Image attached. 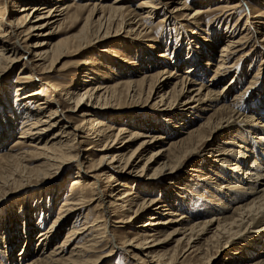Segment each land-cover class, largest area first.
Instances as JSON below:
<instances>
[{"label": "bare ground", "instance_id": "obj_1", "mask_svg": "<svg viewBox=\"0 0 264 264\" xmlns=\"http://www.w3.org/2000/svg\"><path fill=\"white\" fill-rule=\"evenodd\" d=\"M248 1L216 4L212 7L213 11L220 13L216 21H230L241 7L248 10ZM201 6L197 0H138L136 3L134 0H0V82L8 78L10 69L23 62L15 79L18 83L15 99L10 102V109L5 107L7 114L1 116L4 121H0V134L1 131L8 136L12 134L17 121L14 116L17 107L22 110L19 111L22 131L11 142L7 152H0V183L6 185L11 179L22 183L50 174L51 168L61 169L71 161L76 165L74 178L70 179V194L66 195L51 223L56 226L60 219L72 215L74 226L69 227L64 239L51 250L46 253L42 251L35 259L22 263L90 264L98 257H108L122 250L137 262L135 264H187L186 260L192 253L202 254L204 247L207 251L212 242L224 239L220 245L227 246L230 241L228 238L236 235L233 238L238 239L241 231L249 230L250 227L256 236L264 235V122L257 120L260 118L255 119L254 115L241 114L233 105L248 88L247 85L231 98L232 102H227L228 98L223 93L236 83L237 77L232 76L221 89H216L214 83L216 78L238 71L230 59L239 53L241 59L251 56L248 48L252 43L264 47V37L261 40L256 38L258 31L264 29V11L258 10L255 15L242 13L245 21L241 29L244 32L239 36H234L232 32V36H228L229 39L220 46L216 59L212 55L213 42L210 40L207 41L210 43H206L201 35L205 32L199 22L200 15L205 14ZM156 16L158 20H155ZM163 21L175 23V28L189 25L186 32L192 36L193 42L199 41L201 48L205 49H200L201 55L205 52V61H200L202 59L197 58V51L189 47L193 61L188 63L190 66L186 71L179 67L172 70L164 67L169 60L168 54L164 56L163 52L167 51V47L162 46L164 43L161 44L160 40H155L152 33ZM77 26L76 32L58 38L64 30H73ZM192 27L193 30L196 28L197 33L192 31ZM234 27H237L236 22ZM130 35L134 40L144 38L141 41L146 45L154 40L159 44H153L151 49L152 54L155 55V50L159 53L155 56L159 58L158 61L149 54L146 66L154 60V63L159 62L160 69L145 74L138 71L140 76L137 78L134 76L137 75V65H129L126 59L122 61L126 69L123 71L125 78H118L113 83L101 82V79L109 78L106 74H112L103 60L115 63V59H123L117 50L102 48L97 57L93 56L92 50L100 47L98 42L104 39L122 40ZM174 36L177 43L189 38L179 32ZM192 41L188 40V44ZM160 47L161 50L158 49ZM84 52L91 54L76 63L79 70L73 74L72 82L59 83L57 77H61V69L56 64L60 58ZM102 54L104 56H98ZM30 55L32 57L29 58ZM26 59L29 61L26 62ZM207 66L213 73L209 78L211 84L206 86L202 73L207 70ZM128 72L133 76L129 78ZM98 77H102L99 82L96 80ZM36 79L43 80L42 85L46 90L43 87L33 89ZM252 81L253 78L249 83ZM141 99L156 106L160 116L169 117V136L172 131L182 132V128L185 134L152 149L139 169L137 167L144 151L161 143L167 135L130 131L121 123L109 122L101 111L113 106L122 109L123 103ZM208 111L212 113L209 116ZM78 112L80 118L75 119L73 116ZM188 113L203 116L204 121L196 127L187 128V124L191 123L186 119ZM234 125L237 126L238 134L231 136L227 142L229 147L209 144L213 133ZM53 128L49 137L44 138L45 133ZM125 132L130 134L129 138L119 141ZM139 138L141 141L137 147L129 152L127 148L130 142ZM192 138L197 139L194 142L196 145H186ZM2 140L1 137L0 145ZM198 145L209 151L210 160L217 165H226L230 176L227 182L216 186L220 197L214 199L212 205L215 207L209 210L210 217L204 220L191 222L192 218L185 212L174 209L176 199L169 193L162 194L161 198L157 197L159 195L143 196L141 202H137L139 192L133 189L134 182H123L126 178L121 175L140 177L145 168L146 178L150 181L170 177L175 174L174 170L185 156L200 149ZM94 148L101 154L98 162L93 160ZM111 151L114 153L110 154V161L107 162L106 154ZM242 153L251 161L241 160ZM195 171L202 170L196 168ZM237 171L242 172V177L237 176ZM207 178L212 179L211 182L215 181L208 174L200 177ZM123 183L129 190L122 191L117 197L113 192ZM146 185L157 187L154 181ZM182 187L176 186V195H181ZM90 202H94V205L77 224V212ZM230 205L232 209L228 211ZM88 213L94 215L93 218H89ZM161 214L166 216L161 217ZM143 215L147 219L137 224L134 231L128 230V236L124 239H120L110 229L111 226H130ZM39 232L37 247L42 248L51 241L54 233L51 229ZM208 233H211L210 236L199 244ZM173 241L175 246L169 250L167 245ZM117 247L119 249L114 250ZM208 259L206 264L210 261ZM254 264H264V260Z\"/></svg>", "mask_w": 264, "mask_h": 264}, {"label": "rangeland", "instance_id": "obj_2", "mask_svg": "<svg viewBox=\"0 0 264 264\" xmlns=\"http://www.w3.org/2000/svg\"><path fill=\"white\" fill-rule=\"evenodd\" d=\"M134 1L136 3L138 0ZM227 1L231 3H236L239 0H197L198 4L202 5L200 8H203V11H205V14L200 15L199 17L201 28L203 27L202 29L205 30V32L201 33V35L204 37V40H206V43H210L207 42L210 40L213 42L212 55L216 59H218L217 55L219 54V51L221 49L220 46L223 45L225 40L229 39V37L232 36H230L232 32H234V36H239L241 32H244L241 28L243 27L242 24L245 21V17L242 18L243 15L241 16V14L247 12L250 15H255L258 10L264 11V0H249L248 10L246 9V7H241V9L235 12L234 16L230 21H216V18L220 13L217 12V10L213 11L212 7L218 3H225ZM237 18L238 20L236 21ZM158 19L159 17L156 16L155 20ZM235 22L237 23V27H234ZM79 26H77L76 29L73 30H64L58 38L65 36L66 34L76 32ZM175 27V23L170 24L169 22L165 23V21H163V23L158 27H155L154 31L152 32L154 33L153 36L155 40H160L161 44L164 43V45L162 46L167 47V51L163 52L164 56L168 54L169 60L166 62L164 67H167V69L169 70H172L175 67H179L181 68V70L186 71L190 66L188 63L191 60L193 61L191 57L192 53L190 52L189 47L192 48L193 51H197V58L202 59L200 61L204 62L205 52L204 55H201L202 53L200 51H205V49L203 50V48H201L199 41H192V36L186 32V30L189 29V25H184L183 27L179 28ZM192 31L194 33H197L196 28L193 30L192 27ZM178 32L183 35L186 34V37L189 38H183L180 40L179 43H177L178 40L175 38L174 34H177ZM263 32L264 29H261V32L258 31L256 36L257 40H261L264 37V34L262 36ZM249 35L251 36V34ZM132 37L133 36L130 35V37L128 38L123 37L122 40L104 39L98 42L100 43V47H98L95 51L92 50V52L94 53L93 56L97 57L98 52H102V48H107L110 50L119 51L123 60L115 59V63L113 61L103 60L107 62L106 65L108 66L112 74H106L107 77L109 75V78L106 77L107 79H101L102 77L96 78L97 82H99V80L101 79V82L107 81L108 83L109 81H111L109 83H113L118 78H125L126 74H124L123 71H126V69L122 64L124 63L122 61L126 59L130 63L129 65H137L135 70L137 75H134L137 78L138 76H140V73H138V71L141 72V74H145L148 73V71L150 73L151 71L155 72V70L160 69L158 65L159 62L154 63L155 61H158L159 58L155 56L156 53H159L156 50L154 51L155 55L151 53L152 45L155 44L154 46H158L159 44L155 43L154 40L148 42L146 45L143 44L141 41L144 40V38L138 37L134 40ZM188 40L192 41L193 44L191 42H189L188 44ZM251 45L249 48L247 46V48L249 49V54L251 56H248L246 59H241V53H239L234 58L230 59V62L235 63L234 67L238 69V71H233L221 78H216L214 80V83L216 84V89H221V86L225 84L226 81L229 80L232 76L237 77L236 83L234 85H231L230 89L223 93L225 94V97L228 98L227 102H232L231 100L234 98V95L247 85L248 88L243 91V95L239 98V100L237 99L235 103H233V105L236 106L237 109H239L241 114L251 117L254 115L253 117H255V119L260 118L257 120H260V122H264V47L259 46L258 44L254 45V43H252ZM161 47L158 49L161 50ZM84 53L85 54L81 53L76 55H68L60 58L59 62L56 64L57 68L61 69L59 71L61 77H57L59 83L65 84L67 82H72V79L74 77L73 74L77 73V71L79 70L75 66L76 63L82 58L91 54V52L90 54L86 52ZM149 54L153 56L155 61H149V64H147L146 66V61L150 58ZM98 56H104V54ZM30 57H32V55H30L29 58ZM28 61L29 59H26V62ZM22 63L23 62H19L16 64V66L10 69L8 78L5 81L0 82V121L2 123L4 121L2 119L3 115L5 113L7 114L5 107L7 108L8 106L10 109V102L15 99L14 93L16 90V85H18V83L15 82V79L18 70L22 66ZM121 65H123V68H121ZM212 73V70H210L208 66L207 70L202 73L204 77L203 83H205L206 86L207 84H211L209 83L211 81H209V78L212 76ZM130 74L131 73L129 72L127 74L129 78L133 76H131ZM252 78L254 79V81L249 83ZM42 81L43 80L36 79L34 82L35 85L33 89L43 87L42 89L46 90V88L42 85ZM94 82L96 83V81ZM46 93L50 95L49 92L46 91ZM47 94H45V96ZM123 104L124 105H122V109H118V106H113L109 110L101 111L103 114H106V117L104 115V118L109 119V122L114 124L121 123L125 128L129 129L130 131H149L152 134H161L164 136H168H166V138H163L162 142L158 145L151 146L144 151L141 160L139 161V166L137 167L139 169L145 163L146 157L150 154L152 149H155L167 143L169 139H174L177 136H182L183 134H185V130L184 128H182V132H176L171 130L172 135L169 136V117L167 118V116H160L161 114L158 113L160 112L159 109L156 106L152 105L151 102L147 103L146 101H143V99H141L138 102H125ZM63 107H65L64 104ZM19 111H22L21 107H17L16 111L14 112V116H16L17 121L15 122L16 125L14 124V130L12 134L8 136L5 135L6 132L1 131L0 138L2 137L3 139L2 144L0 145L1 153L4 151L7 152L6 150H8V148H10V146L12 145L11 142H13L14 139L18 137V135L22 131V116H20ZM78 114L79 112L76 113L73 117L75 119L80 118L78 117ZM210 114L212 113H207V116H209ZM186 119L187 121L191 122L187 124V128L196 127L204 121L203 116L198 117L197 115L195 116L193 113H188ZM54 129L55 128L48 130L43 137H49V135L54 131ZM236 130L237 126L234 125L227 130H222L213 133L212 137L209 139L208 142L210 145L213 146H216V144H220V146L224 145V147H229L227 142L230 141V138L231 136H233V134H238ZM242 130L243 129H241V131ZM129 136L130 134L128 132H125L118 140H125L126 138H129ZM245 136L246 138L248 137V135L246 134ZM196 140V138H192L191 140L186 142V145H193L195 144L194 142H196ZM140 141V138L134 139L132 142H130L127 150L129 152H132L137 147ZM200 147L199 145L197 146V148ZM260 147L262 148L263 146L261 145ZM95 150L96 149L94 148L93 160L95 162H98V159L100 158L101 154ZM208 152L209 151L206 150V148H200L198 151H196V153H192L185 156L180 166L174 170V175L162 179L157 176L159 177V180H153L157 183V187L152 188L146 185L153 182L152 180L150 181V179L146 178V168L143 170L140 177L131 174H124L121 176L122 178H126L125 180H123V182L125 183L134 182V185L132 187L133 189H137L139 192V198L137 202H141L143 196L149 195L156 197L157 195H159L157 197L161 198L162 194L164 195L169 193L176 199V201L174 202V207L176 208L174 209H178V212H185L186 215L192 218L191 222L197 220L201 221L210 217L211 211L209 210H211L214 206L212 205L214 204L212 202H215L214 199L220 197V195L217 194L216 186H218V184L227 182V178L230 177L228 176L229 171L226 169L227 166L217 165L216 162L210 160V157H208ZM111 153H114V151H111L106 154L107 162L110 161L108 159L110 158ZM245 156V153H242L241 160L245 161V159H247L245 158ZM247 161L249 162L251 161V159L248 158ZM71 162L70 164L65 165V167H62L61 169L56 170L54 168H51L50 174L37 178H31L30 180H26L22 183L18 181L14 182L12 181V179L9 180L6 185L0 183V264H24L25 262L22 263L24 260L27 261L30 259H35L34 257H37L38 253H41L42 251L43 253H46L47 251L51 250L55 244L60 243V241L64 239V236L67 231L70 229L69 227L74 226V224L72 223V221L74 220V216L72 215L60 219L61 221H59L56 226L51 225V223H53L54 218H56L59 206L67 197L66 195L70 194V179L74 178V171L76 169V165ZM196 168H200V170L202 171H195ZM241 173V171H237V176L242 177ZM205 174H208L209 177L215 178V181L213 180L211 182L212 179L210 180V178L200 179V177L205 176ZM84 176H86V174ZM127 178H129V180ZM208 181H210L211 183H208ZM125 183H123V186H121L116 192H113L114 194H117V197H119L118 194H120L122 191L129 190L126 189V186L124 187ZM178 185L183 186L181 190L179 189L180 191H182L181 195H176L178 194V189H176V186ZM224 201L225 203H227L226 200ZM179 202L181 204H178ZM93 205L94 202H90L89 204L87 203L81 206V208L77 212L78 218H75L78 221L77 224L82 221L86 211L89 212V209ZM231 206L232 205H230L228 211L232 209ZM87 216L89 218H93L94 215L91 216V214L88 213ZM164 216H166V214H161V217ZM146 219L147 216L143 215L142 217L137 218L130 226L124 228L120 226H111L110 229H113L120 239H124L128 234V230L134 231L133 229H136L135 226L137 224H142V222ZM48 229H51L54 233L52 237L50 234V237L52 238H50L51 241H48L49 243L43 246L42 248H40V246L37 247V242L40 240L39 231H48ZM250 230L251 227L249 230L241 231V233L239 234L240 237L238 239L233 238L234 236H236H232L233 234L231 235V238L227 237L230 240L228 241L229 243L227 242V246L220 245L223 244L226 239L220 240V242L217 243L212 242V245L207 248V251L205 250V247V249L203 248V251H201L202 254L192 253L186 260L188 262L187 264H206L207 258L210 259L208 264H254L258 261H263L264 235L256 236L255 233H252ZM56 232L57 235H55ZM210 234L211 233H208L206 236H204V238L200 240L199 244H202L205 237H209ZM176 237L178 238L180 237V235ZM174 246L175 241L168 243L167 245L169 250H172ZM118 249V247L114 248V250ZM126 255V252L118 250L116 253L113 252V254L108 257H98L90 264H127L131 262L132 264L137 263L134 259Z\"/></svg>", "mask_w": 264, "mask_h": 264}]
</instances>
